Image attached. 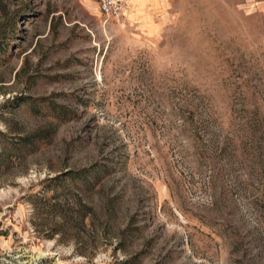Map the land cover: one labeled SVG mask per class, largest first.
<instances>
[{"label":"rangeland","instance_id":"rangeland-1","mask_svg":"<svg viewBox=\"0 0 264 264\" xmlns=\"http://www.w3.org/2000/svg\"><path fill=\"white\" fill-rule=\"evenodd\" d=\"M0 0V264H264V0Z\"/></svg>","mask_w":264,"mask_h":264},{"label":"built area","instance_id":"built-area-1","mask_svg":"<svg viewBox=\"0 0 264 264\" xmlns=\"http://www.w3.org/2000/svg\"><path fill=\"white\" fill-rule=\"evenodd\" d=\"M96 3L105 19L120 18L126 10L124 0H91Z\"/></svg>","mask_w":264,"mask_h":264}]
</instances>
